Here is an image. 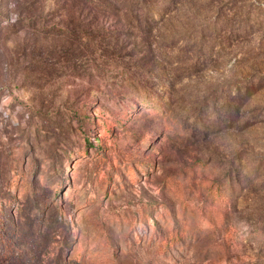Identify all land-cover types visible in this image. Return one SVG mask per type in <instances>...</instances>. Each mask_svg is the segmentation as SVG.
I'll return each instance as SVG.
<instances>
[{
    "label": "rangeland",
    "instance_id": "374dc122",
    "mask_svg": "<svg viewBox=\"0 0 264 264\" xmlns=\"http://www.w3.org/2000/svg\"><path fill=\"white\" fill-rule=\"evenodd\" d=\"M0 264H264V0H0Z\"/></svg>",
    "mask_w": 264,
    "mask_h": 264
}]
</instances>
